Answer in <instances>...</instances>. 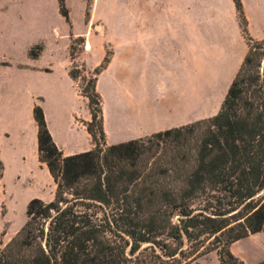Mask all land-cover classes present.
<instances>
[{"label": "trees", "instance_id": "trees-1", "mask_svg": "<svg viewBox=\"0 0 264 264\" xmlns=\"http://www.w3.org/2000/svg\"><path fill=\"white\" fill-rule=\"evenodd\" d=\"M234 2L249 52L216 116L107 145L96 83L110 63L108 51L81 90L92 116V151L65 157L35 107L39 159L56 192L51 202H29L24 226L0 248V264H189L212 251L222 264H244L232 244L264 230V197L256 199L264 192V64L263 75L250 73L261 66L264 41L250 37L243 4ZM59 5L70 22L65 1ZM78 42L84 39L73 41L72 58ZM81 73L74 66L70 76ZM3 174L0 161V181ZM193 203H240L247 213Z\"/></svg>", "mask_w": 264, "mask_h": 264}, {"label": "crops", "instance_id": "crops-1", "mask_svg": "<svg viewBox=\"0 0 264 264\" xmlns=\"http://www.w3.org/2000/svg\"><path fill=\"white\" fill-rule=\"evenodd\" d=\"M12 1L0 0V20L5 21L0 23V185L13 171L24 203L51 202L56 192L52 175L39 159L36 106L42 107L65 157L95 148L88 131L89 100L82 95L80 80L70 76L74 66L90 74L107 48L113 49L96 88L105 117L108 98L116 106L120 133L127 137L112 141L104 120L107 144L116 145L214 116L249 52L234 0H224L228 16L218 34L224 50L212 54L211 68L206 36L194 35L193 0H119L116 8L114 0H64L70 22L54 0L51 11L48 4H38L43 21L51 13L55 20L41 29L18 25ZM241 2L248 34L264 41V0ZM98 15L119 17V24L113 29L107 18L100 26L102 34L96 35L92 17ZM113 30L119 31V40L113 39ZM80 38L82 51L72 58V43ZM38 46L41 51L32 57L31 50ZM231 252L244 264L264 261V230L233 243Z\"/></svg>", "mask_w": 264, "mask_h": 264}, {"label": "rangeland", "instance_id": "rangeland-1", "mask_svg": "<svg viewBox=\"0 0 264 264\" xmlns=\"http://www.w3.org/2000/svg\"><path fill=\"white\" fill-rule=\"evenodd\" d=\"M53 1L54 0H13L12 2H15V6L12 7L11 9L13 14L12 16H15L14 17V19L16 18L15 22L18 25H21L22 27L41 29L40 27L41 25L46 23L51 24L55 20L53 18V14L51 13L49 20H47V22L43 21L44 15L40 16V14L36 12L38 8V4L40 5L48 4L49 9L51 11L52 10L51 4ZM112 4L114 8L119 7L120 1L114 0L112 1ZM192 11H193L194 35H197L198 32L199 33L201 32L203 36H206L207 50L209 53V68H211L214 64L212 54L216 51L221 53L224 50L219 45L220 43L218 42V34L223 25L222 19L228 16V8L224 0H193ZM88 16L89 14L87 15V17ZM92 18L94 21L93 26L96 35L102 34V30L100 26L105 24L107 18L108 19L111 18V20L107 23L110 24L113 27V29H115L117 24H119V17H115V16L106 17V16L98 15L96 18L95 17ZM4 22L5 21H3L2 19L0 20V23H4ZM111 34L113 39L119 40V35H120L119 31L113 30ZM82 47L83 44L81 42H78L75 45L74 47L75 49L73 51L75 56L80 54V52L82 51ZM107 51L112 53L113 49L107 48ZM259 53L264 54V46L262 50H259ZM258 63H260L261 66L258 69L256 68V70H251L250 71L251 74H255L256 71H259L260 75H263L264 55L260 57ZM81 74H82L81 78L79 79L81 90H87L89 88V80L93 77V72H91L90 74H84L82 72ZM160 90L163 91L164 89L161 88ZM227 91L228 89L226 90V94ZM217 98L219 102L221 99V95L218 94ZM106 103H107V110H106L107 118L104 115V120L107 123L108 131L111 135V140L112 141L122 140V139L126 140L127 137H123L120 133V121L117 118L118 112L116 110V106L108 98ZM222 103L219 105L218 110L214 116H216L219 113ZM95 125L97 128V123ZM106 143H107V139H106ZM15 180L16 177L13 171L10 170L6 176L5 182L0 185V248H3L8 242H10L12 238H14L17 235L26 222V209L29 203H24L22 200L19 199L20 195H22L21 187L20 184L15 183ZM263 197H264V192L260 193L256 197V199H261ZM205 204L211 205L216 210L222 212L229 211L231 208H239V210H241V213L243 215L247 213V211L243 208L244 205H240V203H209V204L193 203L196 209H201ZM235 213L236 212L227 214L224 218L230 219L233 217V215H235ZM210 241H213V238ZM208 243H206V245H208ZM191 259L194 260L190 261ZM191 259L188 260L189 264H222L218 256V253L216 251H212L205 255L199 254L198 257L196 258L192 257Z\"/></svg>", "mask_w": 264, "mask_h": 264}]
</instances>
